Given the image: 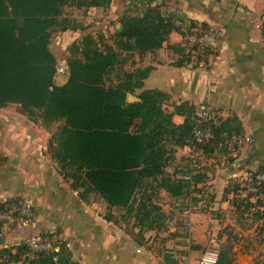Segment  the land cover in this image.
<instances>
[{
    "label": "crops",
    "instance_id": "1",
    "mask_svg": "<svg viewBox=\"0 0 264 264\" xmlns=\"http://www.w3.org/2000/svg\"><path fill=\"white\" fill-rule=\"evenodd\" d=\"M89 1L80 4L75 0L65 7L63 17L69 26L54 32L50 42L57 61L68 62L74 55L84 58L90 40L101 50L109 46L117 49L116 36L123 30L121 18L143 16L155 8L172 18L177 30L159 49L131 52L130 71L152 70L143 86L128 94V101H138L143 90L155 89L169 95L164 108L170 112L188 101L201 117L208 109L236 114L244 127L243 141L237 149L230 142L227 152L221 146L212 152L197 146L176 147L165 176L191 182L194 189L179 196L158 189L165 198L158 203L171 215L166 221L165 235L169 237L162 243V253L155 234L152 236L155 230L138 242L125 223L117 221V207L110 208L96 193L82 199L63 178L49 144L64 120L45 125L24 114L20 104L1 106L0 200L19 197L37 212L28 225L0 234V250L16 251L26 233L31 237L57 233L75 264H213L220 251H227L238 263L256 264L259 258L254 245L260 244L264 254V218L254 219L250 209L241 210L232 188L239 176L264 168L263 0H109L106 6L90 5ZM201 26L222 31L218 53H191L190 62L175 65L179 52L174 47L187 53L185 34ZM61 49L67 57L58 60ZM68 79L69 74H55L54 83L63 85ZM173 120L181 124L185 116L175 114ZM110 213L111 221L107 219ZM189 238L192 248L186 246Z\"/></svg>",
    "mask_w": 264,
    "mask_h": 264
},
{
    "label": "trees",
    "instance_id": "2",
    "mask_svg": "<svg viewBox=\"0 0 264 264\" xmlns=\"http://www.w3.org/2000/svg\"><path fill=\"white\" fill-rule=\"evenodd\" d=\"M74 1L0 0V107L20 104L24 114L32 120L41 119L45 125L64 120L49 149L70 187L84 200L91 193L98 194L110 208L124 209L129 220H146L147 230L166 229V212L147 189L158 191L162 187L179 196L192 188L191 182L165 176L176 147L197 146L204 152H212L221 146L227 152L229 140L244 132L242 121L232 114L218 124H211L214 138L207 144H196L195 128L209 123L198 115L194 104L184 101L170 112L164 108L169 95L155 89L143 90L138 101H128V94L143 86L152 67L126 71L117 81L109 77L125 62L123 52L145 54L159 49L171 32L177 30L173 19L155 8L143 16L121 18L123 30L116 36L117 49L109 46L101 50L88 41L84 58L74 55L68 60V81L55 85L58 61L50 42L54 32L68 28L63 14L65 7ZM108 1L90 0L89 4L106 6ZM78 2L81 4L82 0ZM177 52L179 59L175 65L191 61V52L182 48ZM175 114L184 115L185 121L176 124ZM19 202H23L19 197L0 200V211ZM32 211L34 215L37 212L36 208ZM254 215L264 218L260 211ZM112 218L113 214H108L107 219ZM133 226L137 227V222ZM129 233L140 243L145 239L142 232ZM192 247L191 243L188 248ZM26 251L25 243H20L16 251L2 248L0 264L18 261ZM6 254L11 261L4 258ZM56 254L58 261L54 259L55 253H39L32 264H75L64 242ZM166 257L171 261L169 255ZM213 264L241 263L227 251H220Z\"/></svg>",
    "mask_w": 264,
    "mask_h": 264
},
{
    "label": "built area",
    "instance_id": "3",
    "mask_svg": "<svg viewBox=\"0 0 264 264\" xmlns=\"http://www.w3.org/2000/svg\"><path fill=\"white\" fill-rule=\"evenodd\" d=\"M264 2V0H263ZM263 26H264V13H263ZM222 37V31L217 28L203 27L194 28L185 34L186 41L190 44L187 53L199 54V52H218ZM207 51V52H206ZM198 52V53H197ZM213 54V53H212ZM56 74H69L68 62L64 59L59 60L56 65ZM221 113L216 110L208 109L205 116H202L204 121L208 122L207 126H197L194 130L193 141L196 144H207L214 138V133L211 124L218 123V117ZM238 144L243 141L242 136L235 138ZM239 190L245 193V197L249 200L261 203L254 205L255 211L264 213V169L250 170L235 181ZM253 202V203H255ZM189 212V211H188ZM34 217L32 207L25 202L14 203L8 206L4 211H0V234H4L15 226L17 228L24 227L29 224ZM191 226V220L187 221ZM16 228V227H15ZM62 239L57 233H42L28 239L25 244L28 246V251L24 252L18 261L15 259L10 260V255H4L5 259L10 260L12 264H32V261L37 259L39 253H55L54 259L58 258L56 253L61 251ZM188 247L191 245V239H188ZM201 264H211L210 262H202Z\"/></svg>",
    "mask_w": 264,
    "mask_h": 264
},
{
    "label": "rangeland",
    "instance_id": "4",
    "mask_svg": "<svg viewBox=\"0 0 264 264\" xmlns=\"http://www.w3.org/2000/svg\"><path fill=\"white\" fill-rule=\"evenodd\" d=\"M187 44V47L188 48H190V44L187 42L186 43ZM174 50L175 51H177L178 50V48L177 47H174ZM207 52V51H206ZM198 53V52H197ZM200 53V55L201 56H203V55H205V56H207L208 55V53L206 54V53H202V52H199ZM210 53V52H209ZM213 54H216V53H218V52H212ZM64 57H67V55L65 54V50L64 49H61V51L60 52H58V60L59 59H61V58H64ZM133 57H134V53H127L126 55H125V58H126V60H125V62L123 63V64H121V65H119L118 67H116V69H114L113 71H112V73L110 74V78L111 79H113L114 81H117V78H118V76H120V75H122V74H124V72H126V71H130V69H129V63L132 61V59H133ZM62 60V59H61ZM232 114H230V115H222L221 114V116L220 117H218V123L220 122V121H222V120H224L225 118H227L228 116H231ZM217 123V124H218ZM237 138V137H236ZM236 139L235 138H232V139H230L229 141H231V143H232V145H235V144H238V142L237 141H235ZM201 144V143H200ZM202 145V144H201ZM238 145H240V144H238ZM240 177V176H239ZM238 177V178H239ZM237 179V178H236ZM236 181V180H235ZM233 188H232V190H233V192H234V196L235 195H237V197L235 198L234 197V200L236 201V204H238V206H240V208H241V210H244V208H246V209H250V212H252L251 213V216H252V218H254V219H256V215H254V212H257V211H255L254 210V205L256 206V204H260L261 202L260 201H258V202H255V201H250L249 200V198L248 197H245L246 195H245V193L242 191H240L239 190V187L238 186H236V184L235 183H233ZM147 193L148 194H154V201H157V202H159L158 200L159 199H161V201H163V200H165V198L164 197H162L161 196V193H160V190H154V191H152V189H147ZM253 202H255V203H253ZM116 217H117V220L118 221H120L121 223H125V228H126V230L128 231V232H132V233H134L135 235H139V232H142V233H144L145 235H146V233H149V231L150 230H147L146 229V225L148 224V222L146 221V220H144V219H142V220H139L138 218H137V220L136 219H134V218H131L130 220L129 219H127V216L126 215H124V213H125V210L124 209H117L116 210ZM168 217H171V215H169V216H167L166 217V219H165V221H167V219H168ZM135 222H137V227H134L133 226V224H135ZM158 223H154L153 225H157ZM16 228L18 227V226H15ZM14 227V228H15ZM164 227L167 229V224L165 223V225H164ZM166 229H164V228H162V229H160V230H155V232H153L152 233V236L154 235V239H155V242L156 243H158L159 244V248H160V250H161V252L162 253H164L163 251H164V249H162L163 247H162V243H166V239H168V237L169 236H167V235H165V233H166ZM4 234H6V232L4 233ZM4 234H2L3 236H4ZM23 234H25V233H23ZM16 236V234H14V235H12V236H10V238H11V240L13 241V238ZM25 238L23 239V241L21 242V243H25V242H27L28 241V239L26 240V238H29V237H31L32 236V234H29V233H26L25 234ZM141 238V237H140ZM146 239H144L143 240V242L145 241ZM257 242H259V239H257ZM192 243V242H191ZM20 244V243H19ZM18 244V245H19ZM17 245V246H18ZM7 248V247H6ZM187 249V248H186ZM262 249H261V245L260 244H257V245H254V251L257 253V256H258V261H256V264H264V257H262V256H264V254L262 253V251H261ZM165 255V254H164ZM167 255V254H166ZM166 259H167V257H166ZM242 259L243 260H245L246 261V259H244V257H242Z\"/></svg>",
    "mask_w": 264,
    "mask_h": 264
}]
</instances>
